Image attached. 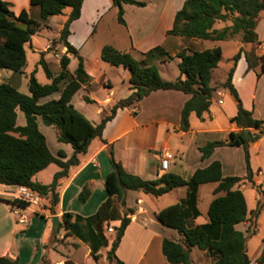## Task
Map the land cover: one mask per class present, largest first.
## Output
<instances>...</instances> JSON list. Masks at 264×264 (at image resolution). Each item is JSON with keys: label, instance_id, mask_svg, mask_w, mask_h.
I'll return each instance as SVG.
<instances>
[{"label": "trees", "instance_id": "obj_1", "mask_svg": "<svg viewBox=\"0 0 264 264\" xmlns=\"http://www.w3.org/2000/svg\"><path fill=\"white\" fill-rule=\"evenodd\" d=\"M118 8V21L126 24L124 18V3L144 6L146 3L139 0H110ZM84 0H30L31 5L38 6L41 19L59 16L66 8L71 12L64 22L60 39L67 48V52L78 58V67L71 74L68 66L70 57L66 54L60 59L61 71L54 76L47 67L44 57L41 58L50 83L42 84L35 76L29 77L30 94H25L8 82H0V184L17 186L38 194L42 199L49 200V210L56 213L59 203L58 187L60 180L69 175L71 166L79 164V155L86 153L95 138L103 139V131L109 121L117 114L119 109L132 106L143 100L156 90H179L191 97L186 101L181 114L180 129L187 131L190 127V115L195 112L202 117L210 109L214 92L219 88L229 90L236 101L238 112L231 118L239 128L231 131L224 140H212L200 147L201 159L205 160L213 154L217 147L243 146L247 175L224 176L222 164L219 160L211 162L206 167L196 169L193 175L186 178L171 172L159 175L156 179L147 180L139 175L128 172L121 162L114 157V150L109 148L112 170L106 175L105 187L109 194L108 199L99 209L90 216L64 212L63 224L69 235H76L91 247L90 255L98 262L101 258V248L108 246V239L104 234V225L113 221H120L116 227V237L107 251L109 264H126L117 255V250L123 239L128 225L131 223L130 214L134 213L128 208L125 213H120L115 199L125 206L128 190L142 191L153 196H162L175 188L186 187V197L181 202H176L155 213L159 221L168 227L178 229L183 234V241L164 238L162 252L168 262L172 264H192L191 251L193 247L209 252L214 264H251L248 255V238L256 233V227L250 226L246 233L237 229L236 225L247 221L249 218L258 219L264 200L259 198L257 206L248 216V206L245 195L240 188L242 182H248L259 194L264 191L254 181L251 168L249 139L244 129H258L260 132L251 133V141H256L264 133V119L255 118L253 112L244 107L240 94L233 83V75L241 58L244 48L232 57V65L223 83L211 85L212 72L218 67L223 50L220 45L202 51L189 53L180 51L176 56H171L161 46H155L144 55L136 59L130 53H125L111 44L102 48V59L113 66H124L131 73L130 83L133 92L126 98L114 103L109 112L98 124H93L72 103V98L82 85H90L91 77L86 72L84 59L79 51L68 41L71 23L81 15ZM264 10V0H186L181 9L176 12L173 26L168 31L169 35L201 38L211 40H226L241 35L243 43H252L256 48L262 47V41L256 31L260 12ZM230 21L222 28H216L218 22ZM21 23L24 24L21 25ZM41 22L32 18L26 9L16 14L9 2L0 0V68L22 72L27 62L25 45L31 41L32 36L39 31ZM167 55L169 59L178 57L180 76L175 80L162 78L159 67L151 62L155 56ZM249 68H255L261 63L264 71V54L252 59L246 53ZM185 75V78L182 76ZM260 75V73H259ZM60 93L57 99L40 102L44 97ZM88 103L95 101L88 96ZM24 113L25 125L17 124V109ZM43 123L52 126L57 131L59 142L72 145L74 152L70 158L63 150L55 155L49 148L46 136L40 131L38 117ZM60 167L50 184H42L33 180L39 171L50 164ZM216 182L217 187L213 193L216 197L208 209V222L195 224L200 216L198 208V189L201 184ZM86 189L80 194L85 199ZM12 206L27 208L30 203L21 199H4ZM256 225V224H255ZM264 263V248L258 259ZM0 264H22L20 260L6 256L0 257ZM41 264H50L45 255ZM74 264V263H72Z\"/></svg>", "mask_w": 264, "mask_h": 264}, {"label": "crops", "instance_id": "obj_2", "mask_svg": "<svg viewBox=\"0 0 264 264\" xmlns=\"http://www.w3.org/2000/svg\"><path fill=\"white\" fill-rule=\"evenodd\" d=\"M5 1L11 4L16 14H19L22 9H26L32 18L39 21V19L33 17V13L37 12V14L39 13L40 15V9L38 6L31 5L30 0ZM139 1H144L146 4L144 6H137L130 3L123 4L126 24L118 22L124 27V32L115 28L111 32L109 37L110 40L107 42H98L97 36L104 24V16L114 9V11L117 12L118 20V8L115 7L110 0H84L80 17L74 20L70 25L68 41L83 57L86 72L91 77V84L82 85L73 96L72 103L74 102V98L78 95L82 102L84 101L86 104H90L85 100L86 96L94 100V103L98 104L100 107L97 109L98 119L100 118L98 121L99 123L107 112H109L110 107L114 103L128 97L133 92L130 83L131 73L129 69L124 66H113L102 59L101 52L105 44H111L122 52L130 53L136 59H139L136 57V53L140 54V59H142L145 57L144 54L155 46H161L171 56H176L182 50H187L191 53L220 45L223 50V57L225 42L233 40L235 51L232 57L241 47L244 48V52L238 61L233 75V83L240 94L244 107L251 110L255 118L264 119V71H262L261 63L255 68H249L246 57V53L249 54L252 59L264 54V10L259 14L260 18L256 28L258 37L262 41V47L256 48L252 43H243L241 35H236L226 40L169 35L168 31L173 26L176 12L182 8L186 0ZM65 10L62 15L66 14ZM70 12L66 17H68ZM50 19L51 17L48 18L47 23H49L48 21ZM222 23L225 26L230 24V21L218 22L215 24V27L217 24ZM41 25H44V23L41 22ZM115 31H120L122 34L118 36L113 35L112 33ZM49 47L50 45H48V48ZM50 54L51 52L47 50L43 55L46 63ZM65 54L70 57L69 65L72 63L73 59L78 60L73 54L67 52V48L64 45H62L60 52L55 56L60 62L61 57ZM232 57L230 58L232 59ZM174 58L179 63L180 59L178 57ZM167 60L168 56L163 54L162 56L157 55L153 57L151 62L155 63L159 67V71H161V65L159 64L162 62L167 63ZM217 68L218 67L212 72V80ZM229 69L224 72V80H219L220 83L226 80ZM75 70L70 71V73L74 74ZM111 72L119 73L120 79L118 84L111 81L109 77V73ZM179 76L180 71L176 78ZM182 77L185 78V75ZM212 80L211 85L216 86ZM97 82H100L104 89L108 90L104 99L100 101L93 95L95 92L94 85ZM118 87L122 92L120 95L117 94ZM190 97V94L183 91L160 89L153 91L149 96L132 106L119 109L116 116L107 123L103 131V139L106 140V142L100 138H95L91 142L88 151L79 155V164L71 166L69 175L60 180V185L58 187L60 199L56 206L55 214L50 212L49 204L46 206H37L39 209H32V205L24 209L12 206L5 200H0V232L5 230L8 232V241H6L7 243L0 249V257L6 256L11 259L18 258L22 264H41L46 255L50 260V264H82L72 261L71 254L67 251L68 248L65 246L61 252L59 249L57 250L50 245L51 241L60 230L53 228L52 218L56 215L62 220L61 217L64 212H72L75 215L79 214L82 216H88L87 214H89L90 216L108 199L109 194L105 187V178L112 170L109 155V148L111 146L114 150L115 159L121 162L128 172L139 175L147 180L156 179L159 175L166 172L189 178L196 169L206 167L215 160L221 162L224 176H246L245 149L243 146L217 147L211 157L205 160L201 159V146L212 140L227 139L231 131L239 130L237 125L231 121V118L237 114L238 107L229 90L219 87L214 92L210 109L205 112L202 117H199L195 112L191 113L190 127L187 131H184L180 129L181 114L186 101ZM74 106L77 108L75 104ZM78 110L84 113V111ZM20 111V108H18L17 124L23 126L26 123V118L22 120V111ZM84 115L86 117L88 116L85 113ZM40 120L41 117L39 116V129H41L39 124ZM249 132L250 134L254 132L258 133L260 130L252 129ZM248 147L251 168L254 173V181L258 185L264 182V133L261 134L258 140H250ZM164 149L170 150L173 154L167 170L161 168V152ZM59 150H63L67 154L65 160L70 158L74 152L71 144L63 142H60L58 145V152ZM229 151L236 152L239 158H233L232 155L229 156ZM58 170H60L59 166ZM57 171H55V173ZM213 183L215 184L211 187L208 197L204 200L202 198L203 187L209 183L199 186L198 208L201 214L195 219V224L205 223L209 220L208 209L210 203L216 197L213 191L218 185L216 182ZM247 185L250 184L244 181L241 185L236 186V188H240L243 191ZM7 187H16L17 191H13ZM179 188L181 192L177 202H181L186 197L187 191L186 187ZM22 189L24 188L0 184V197L4 199L19 197L18 193ZM84 189H86V194L85 199L82 200L80 194ZM133 191L136 192V194L132 196L134 202L132 201L131 203V192ZM172 191H174V189ZM138 192L142 191H127V207L132 208L134 213L129 215L131 223L126 229L117 250V255L126 264H172L168 262L162 252V242L164 238L167 237L149 231L144 223L145 220H141L148 211L145 206L146 198ZM253 197V209H255L259 196L254 193ZM203 203L205 204L202 209ZM79 207H83V209L89 207V211L84 214L73 211L74 208L76 209ZM166 207L153 209L152 214L155 216L156 212ZM253 209H248V216H250ZM249 224L250 221H244L237 224L236 227L246 233ZM256 230V233L248 238V255L251 259V264H264L258 262L264 248V207L256 222ZM70 237L73 239L72 245L76 249H80L84 246L88 257H92L90 255L91 247L89 243L83 241L76 235H70ZM155 241L157 248L152 251L151 247ZM182 241L183 234L179 242ZM130 242H133L131 251L126 252L125 247H127ZM27 247L28 250L26 249ZM193 251L192 249V264L195 262V260L192 259ZM100 253L101 261L99 264H106L108 261L107 252L102 253L101 250ZM196 263L214 264V261L209 252L200 249L196 258ZM96 264L98 263L96 262Z\"/></svg>", "mask_w": 264, "mask_h": 264}, {"label": "rangeland", "instance_id": "obj_3", "mask_svg": "<svg viewBox=\"0 0 264 264\" xmlns=\"http://www.w3.org/2000/svg\"><path fill=\"white\" fill-rule=\"evenodd\" d=\"M70 8H67L65 10L66 14L65 15H61V16H57V17H51V19L48 21L49 23H47V20L41 19L39 13L37 14V12L33 13V17L39 19V21L43 22L44 25H41L39 27V31L34 34L32 36V39L30 42H28L25 45V49H26V53H27V62L26 65L23 68L22 72H14L10 69H6L0 68V82H8L12 85H14L15 87H17L19 89V91L25 93V94H30L29 91V77L31 75V73L35 72V76L38 79V81L42 84H47L51 82V79L47 76L45 68L43 66V64L40 62L42 56L45 54V52L47 50H49L51 52V54L48 56L47 59V67L50 69V71L52 72V74L54 76L58 75L61 71V64L60 62L57 60L56 58V54L60 52V49L62 48V41L60 39V33H61V29H62V24L64 23V21L66 20V15L70 12ZM103 26L101 27V31L99 32L98 36H97V40L98 42H107L111 35V32L116 28H118L117 30H122V32H124V27H122L120 25V23L117 20V12L113 10L109 11L103 19ZM21 25L24 26L23 23H21ZM101 26V25H100ZM224 26V24H217L216 27L220 28ZM122 32L120 31H115L112 34L113 35H121ZM233 40H228L227 42H225L224 44V55L220 61V65H218V68L216 69L215 73H214V77H213V82L217 85L220 84L219 80L223 81L224 80V72L227 71L231 65H232V61L231 58L233 55V52L235 51L234 47H233ZM48 45H50V47L48 48ZM48 48V49H47ZM136 57H138L139 59L141 58V55L136 53L135 54ZM61 57V56H60ZM45 61V59H44ZM167 63H160L159 65H161V71L160 74L162 76L163 79L165 80H174L177 75L179 74V67H178V61L173 58V59H169L167 60ZM46 62V61H45ZM77 64H78V60L77 59H73L72 63L69 65L68 69L69 71H74L77 68ZM109 77L111 79V81L113 83H119V79H120V75L117 72H111L109 73ZM120 87V86H119ZM117 89V94H121L122 92L120 91V89ZM94 96L96 97V99L98 101L104 99L105 94H107V89H104V87L102 86V84L100 82L95 83L94 85ZM60 96V93H54L50 96L44 97L40 100V102H45L49 99H57ZM73 104H75L77 106V109H80L82 111H84L85 114H87V118L94 124V123H98V121L100 120V118L98 119L97 116V109L100 108L98 104H86L84 101L82 102V100L80 99L79 95L76 96L74 98V102ZM21 112V111H20ZM83 113V114H84ZM21 118L22 120H25V115L23 112H21ZM21 120V119H20ZM40 123V131L46 136L47 139V143L48 146L50 148V150L57 155L58 154V145L60 144V142L57 139V131L54 127L52 126H47L43 123L42 119L39 121ZM252 130V129H251ZM229 156L232 155L233 158H239V155L234 152V151H229ZM58 170V166L56 164H50L48 167H46L45 169L39 171L38 173L35 174V176L33 177V179L37 182H42V183H50L53 180V175L55 173V171ZM262 183V184H261ZM260 184H258L260 186V188L264 191V182H261ZM215 183L211 182L209 184L204 185L203 187V192H202V198L203 200L206 199L210 193V189L211 187L214 185ZM6 186V185H5ZM8 189H12L13 191H17L16 187H7ZM180 188H176L174 189V191L169 192L163 196H153L151 194H145L143 192H138L140 195H142L144 198H146V209H147V214L143 217V219L141 220H145V225L146 228L149 231H152L154 234L157 235H163L169 239H173L175 241H181V237H182V233L175 228L172 227H168L163 225L159 219L154 216L152 214L153 209H160L162 207H166L169 204L175 203L178 201L179 199V195H180ZM243 193L245 195L246 198V202H247V206L248 209L251 210L254 208L253 206V194H258L259 198H261L262 200H264V194H259L257 189L253 188L250 185H247L244 190ZM136 194V192H131V199L130 202L132 203L133 198L132 196H134ZM134 202V201H133ZM115 203L116 206L119 210L120 213H125L128 210V207L126 205L123 206L121 205V203L115 199ZM47 204H49V200L48 199H42L40 200L39 205H32V209H39V207L37 206H46ZM204 204H202V209L204 207ZM90 207V206H89ZM89 207H85L83 209V207H79V208H74L73 211H77V213L80 214H84L87 213L89 211ZM256 208V207H255ZM91 209V208H90ZM89 216V214H87ZM258 219L256 218H249L247 221H250V224L248 226H250L251 230H253L256 227V222ZM63 224V221L60 220ZM61 224V225H62ZM117 224V225H116ZM120 224V221L116 222H110L108 224L104 225V234L108 239V246H104L101 248L102 253L107 252L109 250V248L111 247L112 241L115 239L116 237V227ZM60 225V227H56L59 230V233L57 235H55V238L51 241L50 245H52L55 249H59L61 252L63 251V247L65 246L66 248H68L67 251L70 252L71 254V259L74 262L77 263H82V264H96V262L92 259V257H88V255L86 254V249L84 246H82L80 249H76L73 245V239L70 237L69 234L66 233V229L64 227H62ZM248 228V227H247ZM8 237V232L2 231L0 232V249H2V247H4V245L7 243L6 241H8L7 238ZM70 245V246H69ZM133 246V242H130L127 247H125V251L129 252L131 251V248ZM64 247V248H65ZM157 248V244L156 241L153 243L151 250L154 251ZM28 250V247L26 248ZM194 251L192 253V259L195 260V262L193 264H197L196 263V258L198 255V252L200 251L199 248L197 247H193L192 248ZM101 261V258L99 259V261L97 262L99 264V262ZM106 264H109V261H107Z\"/></svg>", "mask_w": 264, "mask_h": 264}, {"label": "built area", "instance_id": "obj_4", "mask_svg": "<svg viewBox=\"0 0 264 264\" xmlns=\"http://www.w3.org/2000/svg\"><path fill=\"white\" fill-rule=\"evenodd\" d=\"M172 157H173V154L170 150H168V149L162 150V152H161V168L163 170L168 169L169 164H170V160L172 159ZM18 194H19L18 198H21V199L29 202L30 205H33V204L39 205V203H40L41 197L38 194H36L30 190H27L24 188V189L20 190Z\"/></svg>", "mask_w": 264, "mask_h": 264}, {"label": "water", "instance_id": "obj_5", "mask_svg": "<svg viewBox=\"0 0 264 264\" xmlns=\"http://www.w3.org/2000/svg\"><path fill=\"white\" fill-rule=\"evenodd\" d=\"M244 132H245L247 138L249 140H251V134H250L249 130L248 129H244ZM61 224H62V222L60 221L59 217L56 216V215L53 216V218H52V226H53V228L60 227Z\"/></svg>", "mask_w": 264, "mask_h": 264}]
</instances>
